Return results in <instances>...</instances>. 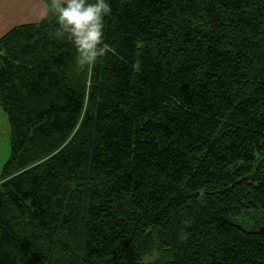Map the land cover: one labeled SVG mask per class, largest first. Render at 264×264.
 Returning a JSON list of instances; mask_svg holds the SVG:
<instances>
[{"label":"trees","instance_id":"obj_1","mask_svg":"<svg viewBox=\"0 0 264 264\" xmlns=\"http://www.w3.org/2000/svg\"><path fill=\"white\" fill-rule=\"evenodd\" d=\"M111 6L94 67L51 10L0 38V264H264V0Z\"/></svg>","mask_w":264,"mask_h":264},{"label":"clouds","instance_id":"obj_2","mask_svg":"<svg viewBox=\"0 0 264 264\" xmlns=\"http://www.w3.org/2000/svg\"><path fill=\"white\" fill-rule=\"evenodd\" d=\"M50 10L59 25L56 35L70 38L81 69L94 67L111 50L105 31L111 0H51Z\"/></svg>","mask_w":264,"mask_h":264},{"label":"crops","instance_id":"obj_3","mask_svg":"<svg viewBox=\"0 0 264 264\" xmlns=\"http://www.w3.org/2000/svg\"><path fill=\"white\" fill-rule=\"evenodd\" d=\"M46 6L42 0H0V38L15 27L42 21L50 11Z\"/></svg>","mask_w":264,"mask_h":264},{"label":"rangeland","instance_id":"obj_4","mask_svg":"<svg viewBox=\"0 0 264 264\" xmlns=\"http://www.w3.org/2000/svg\"><path fill=\"white\" fill-rule=\"evenodd\" d=\"M0 173L3 164L9 157V128L6 116L0 108ZM233 223L248 231L264 232V212L250 211L248 214L232 220ZM157 255V254H156Z\"/></svg>","mask_w":264,"mask_h":264}]
</instances>
